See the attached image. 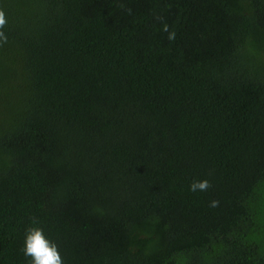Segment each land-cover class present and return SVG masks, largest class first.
Segmentation results:
<instances>
[{
	"label": "trees",
	"instance_id": "trees-1",
	"mask_svg": "<svg viewBox=\"0 0 264 264\" xmlns=\"http://www.w3.org/2000/svg\"><path fill=\"white\" fill-rule=\"evenodd\" d=\"M0 10V264H264V0Z\"/></svg>",
	"mask_w": 264,
	"mask_h": 264
},
{
	"label": "clouds",
	"instance_id": "clouds-1",
	"mask_svg": "<svg viewBox=\"0 0 264 264\" xmlns=\"http://www.w3.org/2000/svg\"><path fill=\"white\" fill-rule=\"evenodd\" d=\"M7 24L5 13L0 10V47L7 43L8 37L3 31ZM162 30L168 33L170 41L175 39V32L169 31L168 25L165 23ZM211 187V183L207 179L194 180L189 185L192 192L207 191ZM210 207H218L219 201L212 200ZM39 221L33 219L32 225L25 230L24 244L21 249L26 257H30L28 264H63V259L58 251L55 242L49 240L45 235L43 228L39 227Z\"/></svg>",
	"mask_w": 264,
	"mask_h": 264
}]
</instances>
